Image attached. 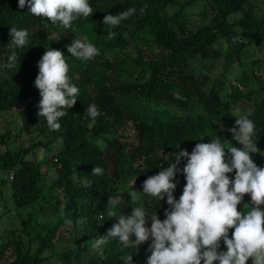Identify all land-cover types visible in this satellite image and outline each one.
I'll list each match as a JSON object with an SVG mask.
<instances>
[{"label":"trees","instance_id":"16d2710c","mask_svg":"<svg viewBox=\"0 0 264 264\" xmlns=\"http://www.w3.org/2000/svg\"><path fill=\"white\" fill-rule=\"evenodd\" d=\"M90 2L93 14L73 27L88 36L99 54L81 61L67 51L75 35L71 29L32 15L27 5L19 8L18 0H0V115L21 117L20 131L8 124L0 131V147L5 146L0 151V175L6 174L0 179V264H42L54 256L51 249L64 239L62 232L69 246L55 254L60 264H125L129 255L133 264H145L150 240L135 248L109 238L100 251L86 257L84 243L106 234L117 220L104 215L110 195L122 194L118 211L130 214L134 205L126 190L142 191V182L167 167L174 152H191L200 139L210 141L207 135L231 140L226 129L234 126L235 118L228 115L239 109L255 122L254 139L264 153V61L254 60L251 72L234 80L227 77L235 55L241 59L252 46L264 44V13L247 6V0ZM129 6L136 12L119 26L110 29L103 24L106 14ZM195 14L202 23L192 29ZM235 14L241 15L231 20ZM12 25L28 30V46L9 43ZM109 30L115 33L112 38ZM47 47L68 56V75L80 89L76 104L60 118L59 130L49 129L45 118L37 115L41 97L34 80ZM13 53L16 60L9 68ZM196 59L219 60L224 71H198L193 67ZM252 78L256 86H250ZM92 102L101 113L95 119L85 113ZM131 134L135 139L130 140ZM119 137L129 138L121 142ZM253 159L264 166V157ZM95 164L104 169L102 175L91 173ZM45 167L55 169L50 182ZM126 173L135 180L133 186L124 185ZM175 179L174 195L179 198L186 180L182 173ZM5 197L11 199L10 207ZM244 199L246 211L250 194ZM138 203L149 213L158 212L162 220L169 207L166 198L159 201L143 194ZM49 208L56 210L57 222L37 230L36 213ZM11 214L21 226L2 229Z\"/></svg>","mask_w":264,"mask_h":264},{"label":"clouds","instance_id":"9594fccd","mask_svg":"<svg viewBox=\"0 0 264 264\" xmlns=\"http://www.w3.org/2000/svg\"><path fill=\"white\" fill-rule=\"evenodd\" d=\"M26 5L32 15L50 18L52 24L75 33L72 42L66 45L71 57L89 61L99 54L88 36L73 27L78 19L93 14L90 0H18L19 8ZM135 12L136 9L129 6L116 14H106L103 24L110 29L117 27ZM114 35L109 30L108 37ZM9 36V43L15 48L29 45V32L25 28L12 25ZM66 57L62 50L47 47L37 62L39 70L34 86L41 97L37 115L45 118L51 130L61 128L60 118L76 104L80 93L68 75ZM15 60L13 53L6 66L12 67ZM85 113L92 119L101 115L95 102L86 106ZM231 113L237 117L234 126L226 129L232 134L231 140L222 142L221 135H207L210 141L200 139L191 152L187 148L174 152L167 167L142 182V191L133 187L126 190L134 205L130 214L118 211L122 194L110 195L104 215L117 220L106 234L92 239L90 247L101 250L109 238H118L122 244L135 245V248L150 240L146 249L150 254L145 264H246L250 257L252 264H264V166L252 158L253 153L260 152L254 139L256 125L246 114ZM163 159L168 161L167 155ZM182 161L186 162L180 167ZM103 172L104 169L95 164L91 173L102 175ZM233 172L234 177L230 178L228 173ZM177 173H182L186 180L179 198L174 195ZM246 193L250 194L251 207L245 211ZM141 194L159 201L166 198L169 207L164 210L163 220L158 212L149 213L143 203H138ZM241 203L243 207L238 210ZM230 229H234L231 236ZM124 261L133 264L130 255Z\"/></svg>","mask_w":264,"mask_h":264},{"label":"rangeland","instance_id":"374dc122","mask_svg":"<svg viewBox=\"0 0 264 264\" xmlns=\"http://www.w3.org/2000/svg\"><path fill=\"white\" fill-rule=\"evenodd\" d=\"M246 5L249 7L254 6L259 13H264V0H247ZM240 15L241 14L232 15L230 17V19L234 20L237 17H239ZM194 17L197 20L195 23L190 24L192 29H196L202 23V21H199L198 15L195 14ZM256 59H259L260 63H262L264 61V44L258 45V46H252L251 50H249V53L246 56H243L241 59L238 58L236 55L233 57L234 65L231 66L230 69L227 71V77L229 78V80L230 79L234 80L237 76H241L242 74H244V72H251L250 71L251 65L254 62V60H256ZM193 67L195 69H197L198 71L204 70V71L216 74V75H218L219 73L224 71L223 66L219 60L201 61L200 59H196L193 62ZM255 69H257V66H255ZM256 85H257L256 79L252 78V80L250 82V86H256ZM245 109H247V108H245ZM248 110H249V108H248ZM242 111H243L242 109H239L236 111V113L241 114ZM5 113H3V114H5L3 116L0 115V131L4 132L6 130L4 124H6V126L8 124L9 128L11 127L15 131H20V129H21V124H20L21 123V117L19 115H15L14 113H8V112H5ZM4 117L6 119H8V121H7L8 123L6 122ZM228 117H231V118L234 117L235 120L237 119V117L233 114L228 115ZM130 136H132L130 140L135 139L134 135L131 134ZM129 137H127V138L126 137H119V140L121 142H125L126 140H128ZM3 150H5V146L0 147V151H3ZM41 154H42V151L39 152V156ZM258 157L263 158L264 156L258 152L252 154V158H258ZM46 170L47 169L45 167V171ZM48 170H49V173H47V175H46V180L48 182H50V181H52L56 172H55V169L53 167H50ZM228 175L230 176V178L234 177V172L228 173ZM5 176H6V174L4 172L1 173L0 179L4 178ZM126 180H128V181H126ZM133 181H134V179L128 178V174L126 173L124 176V185H127V183L132 184ZM7 185H9V184H7ZM5 196H6V194H5ZM5 199L7 200L8 205L10 207L11 199L10 198L7 199L6 197H5ZM4 206H5L4 201L2 200V207H4ZM262 206L264 207V205H262ZM1 210H2V208L0 207V211ZM4 220H5V222H4L5 225L2 227V229L9 228L10 224H11V226H16V227L21 226L20 220L16 216V214H11V215L7 216V219H4ZM56 222H57V216H56V210L54 208H49L47 210H43V211L36 213V223H37L36 228H37V230H40L41 228L43 229L44 224H45V227H47V226L54 225ZM6 230H8V229H6ZM65 230L66 229H64V231ZM61 234H62V237H64V239L57 241L55 246L51 249V251L54 252V256H51L48 260L44 261L42 264H60V256H57L55 254L61 253L65 250H67L68 246H69L68 242L65 241V236H63L64 235L63 232ZM91 243L92 242H90V241H87L86 243H84V247L86 250V257L89 256L90 254H93V253L100 251V250L92 249L90 247ZM88 245H89V247H88ZM8 260H9V258H8ZM139 262L140 261H138V263ZM246 264H252V258L251 257L246 262Z\"/></svg>","mask_w":264,"mask_h":264},{"label":"built area","instance_id":"2783aa9c","mask_svg":"<svg viewBox=\"0 0 264 264\" xmlns=\"http://www.w3.org/2000/svg\"><path fill=\"white\" fill-rule=\"evenodd\" d=\"M12 176V175H11Z\"/></svg>","mask_w":264,"mask_h":264}]
</instances>
